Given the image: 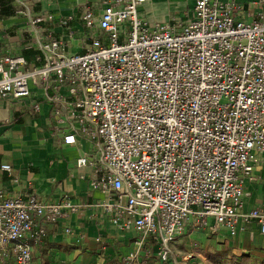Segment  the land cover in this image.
I'll return each mask as SVG.
<instances>
[{
	"label": "built area",
	"instance_id": "built-area-1",
	"mask_svg": "<svg viewBox=\"0 0 264 264\" xmlns=\"http://www.w3.org/2000/svg\"><path fill=\"white\" fill-rule=\"evenodd\" d=\"M144 1L103 0L97 16L83 12L84 29L68 31L88 40L82 51L50 32L27 46L35 64L5 52L0 99H29L30 85L54 88L46 100L55 132L65 145L90 143L75 164L90 168L89 186L105 196L94 206L116 230L137 232L118 264H147L151 246L160 264H187L171 241L188 229L232 237L256 223L264 234V207L242 208L254 155L264 151V0L250 2L251 19L237 0H186L190 15L154 22L140 12ZM0 168L17 183L10 164ZM80 206L0 188L1 259L32 264L44 224Z\"/></svg>",
	"mask_w": 264,
	"mask_h": 264
},
{
	"label": "crops",
	"instance_id": "crops-1",
	"mask_svg": "<svg viewBox=\"0 0 264 264\" xmlns=\"http://www.w3.org/2000/svg\"><path fill=\"white\" fill-rule=\"evenodd\" d=\"M251 1L237 0L242 4L239 15L244 19L257 15ZM143 3L140 12L149 22L169 17L184 19L191 13L186 0H145ZM104 5L103 0H0V57L5 52L22 54L29 65L35 64L37 50L27 46L34 47L38 37L50 32L63 39L70 52L82 51L88 40L77 33L69 36L68 31H82L81 14L88 11L97 16ZM39 15H51V18L29 22V17ZM92 35L105 40L99 29ZM30 86L29 99H0V165L10 164L18 179L17 183L12 182L10 175L0 168V188L7 194L31 192L48 202L67 199L81 205L77 212L44 224L45 234L39 243L31 245L32 264L120 263V258L132 250L137 232L116 230L111 226L109 215L94 206L105 196L89 186L90 168L75 164V159L90 149V143L79 137L77 144L65 145L60 133L54 130L56 117L52 104L46 100L54 88ZM59 92L67 95L65 87ZM36 103L38 109L34 111ZM254 159V179L246 180L243 188L245 212L264 207V151L255 153ZM66 227L72 230L71 234L65 232ZM197 234L206 238V245L217 247L216 252L226 254L230 250L237 261L242 256H249L255 263L264 260V234H260L256 223L243 226L232 237L226 229L215 234L208 229H188L182 236L191 240ZM148 251L147 264H160L157 258L152 260L154 248L151 246ZM0 264H15L13 256L0 257Z\"/></svg>",
	"mask_w": 264,
	"mask_h": 264
},
{
	"label": "rangeland",
	"instance_id": "rangeland-1",
	"mask_svg": "<svg viewBox=\"0 0 264 264\" xmlns=\"http://www.w3.org/2000/svg\"><path fill=\"white\" fill-rule=\"evenodd\" d=\"M175 253L179 257H185L187 264H214L207 253H215L217 247L214 249L213 246L206 245V238L203 235H195L191 240L187 237L179 236L174 238L172 241ZM214 250V251H213ZM219 252V251H218ZM236 255L231 254L230 250L226 251V254H218V259L222 260L224 264H233ZM155 259V251L152 255V260ZM239 260V259H238ZM152 262V261H151Z\"/></svg>",
	"mask_w": 264,
	"mask_h": 264
},
{
	"label": "trees",
	"instance_id": "trees-1",
	"mask_svg": "<svg viewBox=\"0 0 264 264\" xmlns=\"http://www.w3.org/2000/svg\"><path fill=\"white\" fill-rule=\"evenodd\" d=\"M5 2H6V0H5ZM218 254L224 255L223 253L216 252V253L209 254L208 257L211 258V260L214 264H224V262H222V260L217 258ZM233 264H264V260L260 261L259 263H255V262H251L249 260V256L248 257L242 256L240 261H235Z\"/></svg>",
	"mask_w": 264,
	"mask_h": 264
}]
</instances>
